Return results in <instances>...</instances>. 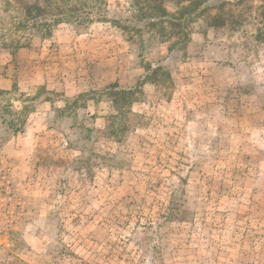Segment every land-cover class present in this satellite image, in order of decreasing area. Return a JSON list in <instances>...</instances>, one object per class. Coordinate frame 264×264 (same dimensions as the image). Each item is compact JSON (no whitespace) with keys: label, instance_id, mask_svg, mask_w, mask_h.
Here are the masks:
<instances>
[{"label":"rangeland","instance_id":"rangeland-1","mask_svg":"<svg viewBox=\"0 0 264 264\" xmlns=\"http://www.w3.org/2000/svg\"><path fill=\"white\" fill-rule=\"evenodd\" d=\"M161 2L0 0V264H264V1Z\"/></svg>","mask_w":264,"mask_h":264},{"label":"trees","instance_id":"trees-1","mask_svg":"<svg viewBox=\"0 0 264 264\" xmlns=\"http://www.w3.org/2000/svg\"><path fill=\"white\" fill-rule=\"evenodd\" d=\"M161 1L163 2L164 0H161ZM168 1L175 3L176 8H178L179 10L180 16L183 17L182 19L186 20V22L199 19L200 17H202L204 13L208 11L209 8H213L217 6V0H211V3H208V0H168ZM224 6H225L224 3H221V5H218L217 8L219 10L223 8ZM37 11H38L37 12L38 14L41 11V9H39L38 7ZM25 13H26L25 15L27 16L28 15L27 12ZM49 19L51 21L54 20L53 17H50ZM34 21L38 22V19H35ZM174 21H178V20H174ZM224 25H221V27H223ZM257 45H260V44H257ZM22 123L23 121H12L11 125L14 126L15 131H17L19 130L18 124L21 125ZM89 134H90V131H89Z\"/></svg>","mask_w":264,"mask_h":264}]
</instances>
